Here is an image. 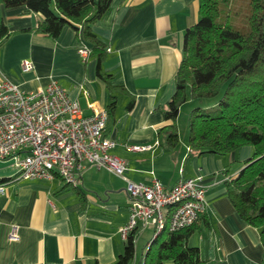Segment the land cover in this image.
Listing matches in <instances>:
<instances>
[{
	"label": "crops",
	"instance_id": "crops-1",
	"mask_svg": "<svg viewBox=\"0 0 264 264\" xmlns=\"http://www.w3.org/2000/svg\"><path fill=\"white\" fill-rule=\"evenodd\" d=\"M25 9L0 5V19L11 32L0 43V78L6 75L25 90L56 80L87 113L92 112L88 101L108 109L116 95L105 134L118 142L112 152L127 161L131 180L151 184L157 178L171 189L182 179L201 176L208 186L207 210L190 238L202 264H264L260 231L241 218L225 183L239 175L254 147L200 155L181 136L178 119H165L177 90L185 33L199 21L200 0L114 1L111 12L92 26L106 46L104 71L114 75V85L125 88L114 92L98 75L99 53L85 37L84 25L79 32L66 26L53 39L23 30L39 20ZM83 47L91 50L86 59ZM25 59L33 61V71L22 70ZM173 124L179 143L162 144L160 130ZM131 145L152 147L135 152ZM15 175L13 160L0 158V184L7 186V194L0 195V264H114L125 252L127 241L119 228L129 221L130 196L124 179L95 167L84 173L79 187L59 176L14 180ZM14 226L17 240L11 239Z\"/></svg>",
	"mask_w": 264,
	"mask_h": 264
},
{
	"label": "trees",
	"instance_id": "trees-1",
	"mask_svg": "<svg viewBox=\"0 0 264 264\" xmlns=\"http://www.w3.org/2000/svg\"><path fill=\"white\" fill-rule=\"evenodd\" d=\"M114 1L0 0V5L23 6L26 12L36 13L37 25L23 30L53 39L66 26L79 32L84 25L85 37L95 43L94 52L99 53L98 75L114 92L125 88L114 85V75L104 71L106 46L92 30L111 12ZM10 35L9 26L0 19V43ZM176 83L165 119L176 120L184 105L193 104L189 144L197 154L227 155L244 145L254 147L239 175L225 183L239 215L259 229L264 245V0H200L199 21L185 33ZM112 99L107 109L109 117L117 96L112 95ZM177 127L173 124L160 130L162 144L179 143ZM196 223L153 237L140 264H202L199 247L190 245ZM135 258L131 236L114 264H134Z\"/></svg>",
	"mask_w": 264,
	"mask_h": 264
},
{
	"label": "built area",
	"instance_id": "built-area-1",
	"mask_svg": "<svg viewBox=\"0 0 264 264\" xmlns=\"http://www.w3.org/2000/svg\"><path fill=\"white\" fill-rule=\"evenodd\" d=\"M80 52L86 59L91 50L83 47ZM21 67L24 72H31L34 63L25 59ZM81 89L89 99L88 90ZM88 102L91 113L56 80L25 90L6 75L0 78V158L13 160V179L59 176L68 185L79 187L89 168L107 169L127 183L130 218L119 228L126 241L131 236L134 240L146 228H153L155 237L167 229L175 232L195 224L208 207L204 179H182L171 189H166L157 178L151 184L131 180L127 161L112 152L118 142L105 134L108 110ZM151 147L129 148L138 152ZM4 194L7 186L1 183L0 195ZM18 229L13 227L11 239H19Z\"/></svg>",
	"mask_w": 264,
	"mask_h": 264
},
{
	"label": "rangeland",
	"instance_id": "rangeland-1",
	"mask_svg": "<svg viewBox=\"0 0 264 264\" xmlns=\"http://www.w3.org/2000/svg\"><path fill=\"white\" fill-rule=\"evenodd\" d=\"M193 109V104L192 103H188L186 105H184L181 109V113L178 116V124H179V128L181 130V136L183 138H185L186 136L189 138L190 136V115H191V111ZM154 235V231L153 229H144L141 231L140 234H138V236L135 237V239L133 240L135 242V246H136V258L134 261V264H140V257H141V253L143 250H145L147 248L148 242L153 238ZM191 244L193 245V241L191 242ZM172 263L171 261H168L167 264Z\"/></svg>",
	"mask_w": 264,
	"mask_h": 264
}]
</instances>
